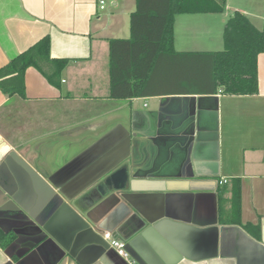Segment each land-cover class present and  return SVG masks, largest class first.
I'll return each instance as SVG.
<instances>
[{"label":"crops","instance_id":"crops-1","mask_svg":"<svg viewBox=\"0 0 264 264\" xmlns=\"http://www.w3.org/2000/svg\"><path fill=\"white\" fill-rule=\"evenodd\" d=\"M135 6L0 0V67L46 36L49 57L66 60L55 83L47 75L56 66L42 61L25 68L23 96L0 90V163L15 152L62 199L30 217L28 174L10 158L0 166V229L16 234L0 246V264H128L99 245L102 233L126 243L142 215L171 218L176 264H264V52L253 94L200 92L165 66L158 92L112 98L109 39L129 37ZM234 11L264 31V0H225L220 13L175 15L174 50L224 49Z\"/></svg>","mask_w":264,"mask_h":264},{"label":"trees","instance_id":"trees-1","mask_svg":"<svg viewBox=\"0 0 264 264\" xmlns=\"http://www.w3.org/2000/svg\"><path fill=\"white\" fill-rule=\"evenodd\" d=\"M224 7L225 0H136L129 16V37L109 39L110 97L132 98L158 92L152 89L154 78L161 75L165 66L172 73L185 74L189 86H196L200 92H215L218 87L226 94L257 92V56L264 52V31L256 28L242 12L234 11L225 22L224 49L174 50L175 15L222 12ZM42 61L56 66L55 73L47 75L55 83L53 78L66 60L49 57L48 36L0 67V90L8 96H23L25 68L33 65L40 69ZM11 73L14 74L2 78ZM232 196L234 206L239 207L238 192ZM15 237L13 231L0 229V246H7Z\"/></svg>","mask_w":264,"mask_h":264},{"label":"water","instance_id":"water-1","mask_svg":"<svg viewBox=\"0 0 264 264\" xmlns=\"http://www.w3.org/2000/svg\"><path fill=\"white\" fill-rule=\"evenodd\" d=\"M9 158L14 162L15 168L18 171H26L35 190L37 198L32 208L27 211L30 217L35 218L40 211L52 210L58 204H62V199L52 189L51 192L45 191V181L38 178L29 165L23 159L19 158L15 152L11 151L2 163H0V166L6 165V161ZM111 174L101 181V183H98L95 189L99 191V187L106 188L107 183L113 181L110 177ZM122 196L128 199L126 194H122ZM142 216L144 219L141 221L140 231L134 237L128 239L126 249L140 264H176L182 258V255L164 226L165 222L169 219L171 220V218L168 215L156 219H150L145 215ZM99 245L104 248L108 247L106 242L105 244ZM173 251L178 253L176 259L170 255Z\"/></svg>","mask_w":264,"mask_h":264},{"label":"built area","instance_id":"built-area-1","mask_svg":"<svg viewBox=\"0 0 264 264\" xmlns=\"http://www.w3.org/2000/svg\"><path fill=\"white\" fill-rule=\"evenodd\" d=\"M100 7H103V1H100ZM102 238L108 244V246L117 253L122 259H124L128 264H140L138 263L126 249V243L122 239L114 236L110 231H104L102 233Z\"/></svg>","mask_w":264,"mask_h":264},{"label":"rangeland","instance_id":"rangeland-1","mask_svg":"<svg viewBox=\"0 0 264 264\" xmlns=\"http://www.w3.org/2000/svg\"><path fill=\"white\" fill-rule=\"evenodd\" d=\"M218 13H220V12H218Z\"/></svg>","mask_w":264,"mask_h":264}]
</instances>
